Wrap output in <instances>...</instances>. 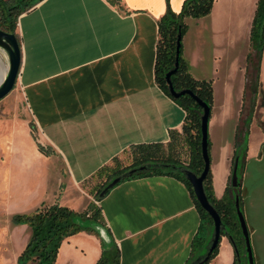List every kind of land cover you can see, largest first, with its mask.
I'll list each match as a JSON object with an SVG mask.
<instances>
[{
    "label": "crops",
    "instance_id": "obj_1",
    "mask_svg": "<svg viewBox=\"0 0 264 264\" xmlns=\"http://www.w3.org/2000/svg\"><path fill=\"white\" fill-rule=\"evenodd\" d=\"M185 1L42 0L19 17L16 88L38 139L25 122L24 137L5 140V146L14 152V172L30 184L18 194L27 213L55 203L85 212L94 199L84 184L101 168L131 147L167 144L171 133H182L187 114L159 87L156 62L159 21L168 5L179 14ZM259 1L215 0L207 17L186 19L189 72L212 83L209 155L218 200L230 186L248 119L246 164L263 156L264 51L258 73L252 46ZM8 123L5 133L15 136ZM100 206L120 264H187L192 258L202 217L183 181H126ZM21 229L28 243L32 231ZM225 240L210 264L234 263L232 242ZM101 255V238L79 232L63 242L55 264H97Z\"/></svg>",
    "mask_w": 264,
    "mask_h": 264
},
{
    "label": "trees",
    "instance_id": "obj_2",
    "mask_svg": "<svg viewBox=\"0 0 264 264\" xmlns=\"http://www.w3.org/2000/svg\"><path fill=\"white\" fill-rule=\"evenodd\" d=\"M24 1L26 0L17 2L15 0H0V30L16 35L19 44L20 40L17 33L19 17L31 10L42 0H38L32 7L22 5L21 3H24ZM214 2L215 0H186L179 14L174 13L168 5L167 13L159 21L160 38L157 46L156 81L159 87L186 112V121L182 133H171V139L167 144L131 147L111 164L101 168L87 181H92L95 186L90 191L94 201L85 212L76 213L61 206L59 203H55L54 205H43L31 213L16 216L14 220L17 224L27 225L32 231L31 238L19 257L18 264H55L63 242L69 237L79 232H88L100 237L92 227L86 226L87 224L102 225L110 233L100 206L102 200L116 186L123 182L155 176L176 178L186 183L190 189L201 214L202 225L195 240L193 256L187 264H192L205 253V249L211 239L214 223L212 218L198 203L189 181L179 172V169L187 168L200 175L205 169L201 146L202 109L189 95L174 98L170 94L166 77L170 71L176 69L177 64V72L171 77L175 90L178 92L185 90L192 91L206 103L210 112L212 111V83L210 81L197 80L190 74L188 64L183 57V39L188 30L186 19L207 17L212 12ZM252 46L253 50L258 53L256 71L259 73L261 56L264 51V0L259 1L254 18ZM257 86L258 83H255V92ZM249 123L248 119L245 123L247 127L244 136H238V145L233 159L234 172L237 159L239 158V174L244 172L246 167ZM182 146L189 147L190 156L187 161H184L180 156ZM40 149L43 150L41 147ZM147 166H152L153 168L144 170L143 168ZM132 171L136 172L129 175ZM117 179H120V181L114 184V181ZM239 182L238 189L242 208V179L240 177ZM204 187L210 203L217 210L226 227V232L231 236L230 241L235 250L234 264H249L245 240L235 207L232 177L230 186L223 199L218 200L215 197L212 187L211 170L204 182ZM229 229L232 231H229ZM226 232L222 233V237L227 236ZM219 247L220 245L208 264L218 254ZM120 262L121 252L114 239L112 238L110 246H106L102 241V255L97 264H120Z\"/></svg>",
    "mask_w": 264,
    "mask_h": 264
},
{
    "label": "rangeland",
    "instance_id": "obj_3",
    "mask_svg": "<svg viewBox=\"0 0 264 264\" xmlns=\"http://www.w3.org/2000/svg\"><path fill=\"white\" fill-rule=\"evenodd\" d=\"M17 1L21 0H15V2ZM37 1L26 0L21 4L32 7ZM6 67L9 70L8 56L0 49V74ZM26 114V106L15 86L14 90L0 102V264H18L19 257L28 244L24 239L25 232L21 229L24 225L17 224L14 218L28 212L23 205L19 204L18 194L23 193L26 186L30 187V184L23 183L24 180L18 177L17 172H14L11 164V155L14 156V152L12 154L8 153L9 149L5 146V140L24 137L25 122L30 125V134L37 141V132L33 128L31 118L27 117ZM10 120L14 124L12 130L15 136L5 133ZM253 135L255 137L256 134ZM262 153L263 156L260 161L257 159L251 160L246 164L244 172L239 174L242 179V211L250 232L254 264H264V148ZM180 156L184 161L189 159L190 150L188 146H182ZM94 186L95 184L92 181L86 182L84 189L90 193ZM229 231L232 230L229 229ZM222 239H226L231 243L226 236H223ZM221 246L222 243L219 252ZM232 249L234 251L233 246ZM219 252L212 261L219 257ZM222 255H224V248H222Z\"/></svg>",
    "mask_w": 264,
    "mask_h": 264
},
{
    "label": "water",
    "instance_id": "obj_4",
    "mask_svg": "<svg viewBox=\"0 0 264 264\" xmlns=\"http://www.w3.org/2000/svg\"><path fill=\"white\" fill-rule=\"evenodd\" d=\"M0 49H2L8 56L9 60V70L8 74L4 80V82L0 85V102L5 99L15 88L19 74L21 69L22 63V55H21V48L18 41V38L14 34L6 33L0 30ZM178 65L176 64V69L170 71L167 74V82L169 85L170 94L174 98H180L185 95H189L191 98L195 100V102L199 105L202 109V116H201V146H202V156L205 163L204 171L198 175L195 172L187 169L181 168L179 172L185 176V178L191 184L195 197L202 207V209L212 218L214 226L213 232L211 235V239L205 249V253L202 254L197 260H195L192 264H208L211 260L214 252L220 245L222 239V233L226 232V227L224 226L220 215L218 214L217 210L214 206L210 203L206 190L204 187V182L208 176L210 171V155H209V146H208V129H209V119H210V109L198 96H196L192 91L185 90V91H176L173 87L171 77L177 72ZM152 166L144 167V170L152 169ZM142 169V170H143ZM136 171H132L129 175L134 174ZM120 179L114 181V184L118 183ZM239 158L237 159L236 166L234 168L233 176H232V186L234 188V195H235V207L237 216L239 219V223L241 226V230L243 233V237L245 240L246 250H247V257L248 263L254 264V255L253 249L250 240V232L246 223V219L244 213L241 208L240 203V194H239ZM86 226L92 227L100 236L101 240L104 242L106 246H110L112 243V238L108 230L98 224H87ZM227 237L231 240V236L229 233L226 232Z\"/></svg>",
    "mask_w": 264,
    "mask_h": 264
},
{
    "label": "bare ground",
    "instance_id": "obj_5",
    "mask_svg": "<svg viewBox=\"0 0 264 264\" xmlns=\"http://www.w3.org/2000/svg\"><path fill=\"white\" fill-rule=\"evenodd\" d=\"M4 67V66H3ZM8 72V67H6L0 74V85L4 82Z\"/></svg>",
    "mask_w": 264,
    "mask_h": 264
}]
</instances>
